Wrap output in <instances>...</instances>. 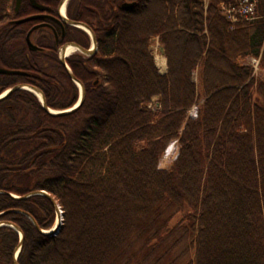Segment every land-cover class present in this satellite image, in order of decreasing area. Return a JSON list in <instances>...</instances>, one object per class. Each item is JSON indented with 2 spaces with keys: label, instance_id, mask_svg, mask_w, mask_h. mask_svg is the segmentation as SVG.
Masks as SVG:
<instances>
[{
  "label": "trees",
  "instance_id": "16d2710c",
  "mask_svg": "<svg viewBox=\"0 0 264 264\" xmlns=\"http://www.w3.org/2000/svg\"><path fill=\"white\" fill-rule=\"evenodd\" d=\"M137 1L93 2L94 15L81 2L75 20L91 21L97 51L66 59L85 90L76 111L50 115L26 90L0 100V222L22 235L0 226V264H264V74L245 63L264 69V3L231 25L222 0ZM8 3L0 67L25 75L0 74V95L27 85L51 110L73 107L79 90L55 49L30 51L34 21L5 23ZM58 209V232L43 233Z\"/></svg>",
  "mask_w": 264,
  "mask_h": 264
},
{
  "label": "flooded vegetation",
  "instance_id": "af4514ba",
  "mask_svg": "<svg viewBox=\"0 0 264 264\" xmlns=\"http://www.w3.org/2000/svg\"><path fill=\"white\" fill-rule=\"evenodd\" d=\"M63 0H34V2L42 7V9L35 8L30 0H21L20 6L16 11V0H9V10L5 13V16L8 18L5 22L8 25H11L15 21L23 20L29 17H35L33 20L34 23L25 31L24 40L26 43L27 33L33 28L36 27V30L31 35V40L36 44V46L41 50L39 53L50 55L53 49H55L56 56H59V51L61 47L74 44L79 46L85 51H91L93 48L92 45V37L87 31H84L76 26H73L71 23H79L86 26L90 32L93 34L96 44V35L95 32L90 25L91 21L86 23L82 21L75 20L77 11L81 8V2L83 0H66L65 3L62 4ZM86 2V9L89 10L90 15H94L93 12V2H100L105 5V9L121 8V10H130L134 6L137 5V0H84ZM125 3H133L131 8H123V4ZM94 17H89L88 19H93ZM79 32H82L86 35L88 39V45L86 47L83 46L84 39L79 36ZM97 51L96 50L89 55H86L79 50H75L76 53L72 55H81L83 57H89ZM70 56H65V58H69ZM67 64V63H66Z\"/></svg>",
  "mask_w": 264,
  "mask_h": 264
},
{
  "label": "water",
  "instance_id": "95a60500",
  "mask_svg": "<svg viewBox=\"0 0 264 264\" xmlns=\"http://www.w3.org/2000/svg\"><path fill=\"white\" fill-rule=\"evenodd\" d=\"M32 5L35 7V8H38V9H42V7H40L39 5H37L34 0H30ZM66 0H63L62 1V4L65 3ZM20 3H21V0H16V8L15 10L17 11L19 6H20ZM133 6V3L129 4V3H125L123 4V8H131ZM35 17H29V18H26V19H21V20H18V21H15L14 24H22L24 22H27V21H30L31 19H34ZM73 26H76L77 28H80L84 31H87L88 34L91 35L92 37V45H93V49L91 51H85L83 50L82 48H80L79 46L77 45H74V44H68V45H65L63 47H61L60 51H59V60L61 62V64L64 66L65 70L67 71L70 79L72 80V82L79 88L80 92H79V98L77 100V102L75 103V105L67 110H63V111H54V110H51L49 108H47L46 104H45V99L43 97V94L42 92L35 88V87H32V86H27V85H24V86H21V85H18V86H15L13 88H10L8 90H6V92L2 95H0V100H2L3 98H5L8 94H10L11 92L15 91V90H26L32 94H34L36 96V98L39 100V102L41 103V106L43 107V109L49 113L50 115H64V114H68V113H72L74 111H76L80 105L82 104L83 100H84V96H85V90H84V87L83 85L77 81L75 79V77L73 76L71 70L69 69V67L67 66L66 64V59H65V51L68 47H72L74 48L75 50H79L80 52L86 54V55H89V54H92L95 50H96V41H95V38L93 36V34L90 32V30L84 26L83 24H79V23H74L72 22L71 23ZM36 30V27H33L28 33H27V36H26V44H27V47L30 51L32 52H39L41 51L36 45L35 43L31 40V35L32 33ZM161 53H163V51L161 50ZM0 74L1 75H25L24 72H21V71H15V70H8V69H4V68H1L0 67ZM40 194H43V195H46L49 197V195H47L45 192H40ZM57 220L58 222H61V214L59 212V214H57ZM7 226H10L12 229H14L15 231L19 232V230L15 227V226H12L11 224H6ZM61 226V223H58V225L56 226V228H54L52 231H49L48 233H57L59 228ZM43 232V231H42ZM44 233V232H43ZM21 240H22V235H21ZM16 257H17V253L15 254V257H14V260H16Z\"/></svg>",
  "mask_w": 264,
  "mask_h": 264
},
{
  "label": "built area",
  "instance_id": "2783aa9c",
  "mask_svg": "<svg viewBox=\"0 0 264 264\" xmlns=\"http://www.w3.org/2000/svg\"><path fill=\"white\" fill-rule=\"evenodd\" d=\"M204 2L206 4L207 0H204ZM261 3H264V0H222L220 4V10L221 13L228 20V22L231 25H235L240 22H252L258 19L260 17L258 10ZM158 50H159V45H158ZM152 55L155 62V55L153 54V51H152ZM250 60L252 61L253 64L252 67L255 70L259 64V59L252 58ZM159 64L161 66L164 65L165 64L164 60L159 61L156 59V63H155L158 73L160 75H164L166 73V66H162V68L160 69Z\"/></svg>",
  "mask_w": 264,
  "mask_h": 264
},
{
  "label": "rangeland",
  "instance_id": "374dc122",
  "mask_svg": "<svg viewBox=\"0 0 264 264\" xmlns=\"http://www.w3.org/2000/svg\"><path fill=\"white\" fill-rule=\"evenodd\" d=\"M1 1V0H0ZM0 14H1V12H0ZM6 23V22H5ZM34 39H35V37L33 38V41H34ZM18 43H19V46H18ZM153 48H152V51H153V54L155 55V63H156V59L157 60H159V61H162V60H164V65H162V66H166V59L164 58V57H162L160 54H159V50H158V43H157V41H154L153 42ZM10 48L12 49V51H14V50H17L18 48L20 49V48H22V41L21 42H11V45H10ZM74 53H76L75 52V49H74ZM73 53V54H74ZM159 55V56H158ZM158 56V57H157ZM248 66H250L251 67V69H252V74H253V76L254 77H259V76H262L264 73V69H262L261 68V66H260V61H259V64H258V66L256 67V69L254 70V68L252 67V61L251 60H246V62H245ZM162 64V63H161ZM162 66L159 64V68L161 69L162 68ZM193 81H194V83L195 84H197V72H194V75H193ZM78 90H79V88H78ZM6 91H4L3 93H1V95L2 94H4ZM79 92H80V90H79ZM79 98V97H78ZM201 102V101H200ZM199 102V103H200ZM197 112H198V104L197 105H195L194 107H192L191 109H190V111L188 112V117L189 118H192V119H194V118H196V116H197ZM177 154H178V146H177V143L176 142H172L168 147H167V149L165 150V152H164V155H163V157L161 158V161H160V164H159V168H161V169H168L169 167H170V165L172 164V162L175 160V158H176V156H177ZM57 214H59V212L57 211ZM61 214V213H60ZM58 223H61V222H58V220H57V218H56V221H55V223H54V226L52 227V229L50 230V231H52L54 228H56V226L58 225ZM7 223H3V222H0V226H3V225H5V226H7L6 225ZM9 224V223H8ZM13 226V225H12ZM10 227V226H9ZM49 231H47V232H45L44 231V233H48ZM19 233V236L21 237V233L20 232H18ZM54 234V233H53ZM17 254H18V251H17Z\"/></svg>",
  "mask_w": 264,
  "mask_h": 264
},
{
  "label": "bare ground",
  "instance_id": "6f19581e",
  "mask_svg": "<svg viewBox=\"0 0 264 264\" xmlns=\"http://www.w3.org/2000/svg\"><path fill=\"white\" fill-rule=\"evenodd\" d=\"M74 53V48L68 47L65 51V56H70L71 54Z\"/></svg>",
  "mask_w": 264,
  "mask_h": 264
}]
</instances>
